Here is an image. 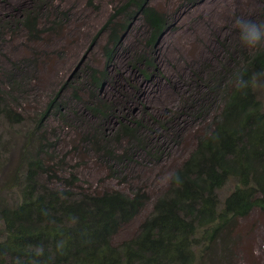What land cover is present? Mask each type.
Masks as SVG:
<instances>
[{"label": "rangeland", "instance_id": "obj_1", "mask_svg": "<svg viewBox=\"0 0 264 264\" xmlns=\"http://www.w3.org/2000/svg\"><path fill=\"white\" fill-rule=\"evenodd\" d=\"M123 1L0 0V87L6 105L22 117L12 122L0 116V207L21 203L29 161L42 145L44 164L60 178L76 175L80 189L148 192L151 202L112 238L114 246L138 234L154 199L167 191L172 173L208 128L207 119L195 120L185 103L204 96L205 87L213 88L220 77L228 82L229 71L243 62L235 17L264 21V0H202L195 6L152 0L170 19L156 49L159 71L144 79L136 69L137 57L146 52L140 18L98 92L86 82L91 72L105 69V35L94 40ZM27 16L37 21L33 31L21 23ZM96 98L107 105L99 116L90 110ZM258 98L264 107V82ZM128 121L141 124L144 146L155 156L163 153V161L135 156L128 138L117 140L120 124ZM89 134L94 144L87 143ZM38 181L47 185L50 179L41 174ZM236 186L230 181L218 192L221 204ZM50 187L63 186L58 180ZM229 225L210 247L205 232H198L196 264H264V213L256 209ZM3 231L0 222V240Z\"/></svg>", "mask_w": 264, "mask_h": 264}, {"label": "trees", "instance_id": "obj_2", "mask_svg": "<svg viewBox=\"0 0 264 264\" xmlns=\"http://www.w3.org/2000/svg\"><path fill=\"white\" fill-rule=\"evenodd\" d=\"M151 1L124 0L119 4L94 40L105 35L106 66L87 76V87L103 90L125 36L140 18L146 26V52L137 57L135 65L140 68L136 69L144 79L159 71L156 49L170 28V19L151 6ZM180 1L191 6L202 2ZM21 23L29 31L37 26L33 16ZM241 56L239 68L228 70V82L220 77L212 82L213 88L205 87L204 96L185 103L186 112L195 120L207 119L208 128L172 173L167 191L154 199L152 213L133 239L120 246L111 242L151 202L148 192L142 187L130 194L80 189L76 175L60 178L55 167L44 164L45 149L41 145L29 161L21 203L0 207L4 227L0 264H196L194 248L199 231L205 232L203 239L210 247L231 221L246 219L256 209L264 213V107L258 98V87L264 82V51L244 49ZM235 72L245 79H257L241 90L233 83ZM95 100L99 103L90 110L99 116L107 105ZM0 116L22 122V117L6 105L1 87ZM140 125L121 123L117 140L128 138L135 156L145 153L150 160L163 161V153L155 156L144 146ZM87 138L88 144H94L91 134ZM103 153L98 147L97 154ZM41 174L50 179L47 185L39 184ZM58 180L62 188L50 187ZM230 181L237 186L221 204L218 192Z\"/></svg>", "mask_w": 264, "mask_h": 264}, {"label": "clouds", "instance_id": "obj_3", "mask_svg": "<svg viewBox=\"0 0 264 264\" xmlns=\"http://www.w3.org/2000/svg\"><path fill=\"white\" fill-rule=\"evenodd\" d=\"M235 26L238 28L240 44L253 52L264 51V21L256 22L241 16L235 17ZM256 76L245 79L239 72L233 73V83L239 89H246L250 82H255Z\"/></svg>", "mask_w": 264, "mask_h": 264}]
</instances>
